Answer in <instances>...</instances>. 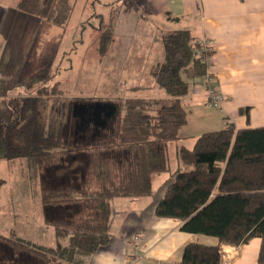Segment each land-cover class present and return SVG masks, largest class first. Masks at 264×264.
<instances>
[{
  "label": "trees",
  "instance_id": "16d2710c",
  "mask_svg": "<svg viewBox=\"0 0 264 264\" xmlns=\"http://www.w3.org/2000/svg\"><path fill=\"white\" fill-rule=\"evenodd\" d=\"M18 8L62 24L73 5L70 0H19ZM110 33V28L102 32V51L108 48ZM163 42L165 57L153 73L168 100H113L118 111L97 132L80 136L73 125L48 126L42 112L43 99L51 97L46 88L8 100L10 116L0 118V159L65 158L67 186L45 193L44 203L69 205L70 218L48 220L56 227L54 246L0 235V242L12 249L0 264H36L31 256L43 264L83 263L111 240L112 200L152 194L153 175L170 170L169 143L188 122L184 101L202 83L210 67L206 59L214 51L188 29L166 33ZM249 109L241 111L248 115ZM177 154L184 167L173 173L156 215L180 219L181 231L233 245L260 237L259 261L264 263V126L236 130L229 124L206 131L192 148L181 146ZM87 156L95 162H76ZM89 174H94L96 188L85 186L92 180ZM180 264H222L221 248L189 243Z\"/></svg>",
  "mask_w": 264,
  "mask_h": 264
},
{
  "label": "crops",
  "instance_id": "0c3cea01",
  "mask_svg": "<svg viewBox=\"0 0 264 264\" xmlns=\"http://www.w3.org/2000/svg\"><path fill=\"white\" fill-rule=\"evenodd\" d=\"M144 2L151 15L161 21L165 32L188 29L196 39L209 41L214 51L210 71L217 77L225 96L222 106L214 107L204 86L193 88L184 101L188 122L180 129L178 138L169 143L168 156L171 150L177 154L181 146L192 148L198 136L206 131L229 124L236 130L264 126V0ZM18 3L19 0H0V118L9 116L10 98L26 94L23 78L30 73L26 57H30L36 45L37 35L33 32L40 28L38 23L42 19L22 11ZM144 58L135 55L124 63L142 65L146 62ZM163 60L161 56L155 63L148 61L145 69L153 72ZM135 96L168 99L163 88L158 93L146 91ZM245 107L250 108L248 115L241 111ZM183 167L177 162L168 173H157V182L154 180L157 174L153 175L150 195L115 197L111 240L81 264H161L163 261L180 264L189 243L219 246L222 264H264L259 261L260 237L233 245L215 236L181 231L180 219L156 215L157 203L173 173ZM56 240L52 238L48 246H54Z\"/></svg>",
  "mask_w": 264,
  "mask_h": 264
},
{
  "label": "rangeland",
  "instance_id": "374dc122",
  "mask_svg": "<svg viewBox=\"0 0 264 264\" xmlns=\"http://www.w3.org/2000/svg\"><path fill=\"white\" fill-rule=\"evenodd\" d=\"M70 3L73 10L64 23L46 18L38 23L40 28L33 32L37 35L36 45L30 57H26L30 73L23 83L26 94L37 93L41 87L50 92L51 97L42 101L48 126L64 129L73 125L75 130L74 103L114 102L146 91H161L163 87L156 75L145 68L148 61L155 63L159 57H165L163 40L167 32L161 21L151 15L144 0H70ZM108 28L111 39L106 51H102V32ZM135 55L145 57L146 62L124 63ZM169 155L174 168L180 159L174 150ZM76 162L95 161L87 156L85 161ZM64 168L67 160L61 156L43 162L37 158L0 161V235L48 247L56 237V227L48 220L70 218L69 205L44 203L45 193L67 186ZM88 176L92 177V183L86 182L85 186L96 188L94 174ZM156 178L158 174L154 176L157 182ZM10 251L9 245L0 242V260L6 261ZM31 258L32 263L43 264V260Z\"/></svg>",
  "mask_w": 264,
  "mask_h": 264
},
{
  "label": "flooded vegetation",
  "instance_id": "af4514ba",
  "mask_svg": "<svg viewBox=\"0 0 264 264\" xmlns=\"http://www.w3.org/2000/svg\"><path fill=\"white\" fill-rule=\"evenodd\" d=\"M87 105L85 107H82V104L79 103H74V109H73V115H75V132L79 133V135H83L84 134H88L91 132H97L99 131V129L101 128H105L106 125L109 123V121L113 118L106 116V114L108 113L109 109H106V112L102 113L101 118L99 119V125L96 124L95 118H93V115L91 113L92 109L89 108V105H91V103L88 102H84ZM87 108V109H86ZM86 109V112H85ZM83 112H85L86 116L83 115L85 117V119H83L84 117L79 116V119L77 118L78 115L84 114ZM107 120V124L104 123V120ZM105 124V127H103V125Z\"/></svg>",
  "mask_w": 264,
  "mask_h": 264
},
{
  "label": "built area",
  "instance_id": "2783aa9c",
  "mask_svg": "<svg viewBox=\"0 0 264 264\" xmlns=\"http://www.w3.org/2000/svg\"><path fill=\"white\" fill-rule=\"evenodd\" d=\"M198 42L201 43L204 48H207L210 46V43L207 40L199 39ZM206 62L209 63L211 66L212 57L209 56L206 59ZM202 84L206 89L210 104L214 107H221L222 102L225 99V97L218 85L217 77L215 76L214 73L210 71V67L204 79L202 80ZM161 264H171V263L167 261H163L161 262Z\"/></svg>",
  "mask_w": 264,
  "mask_h": 264
},
{
  "label": "water",
  "instance_id": "95a60500",
  "mask_svg": "<svg viewBox=\"0 0 264 264\" xmlns=\"http://www.w3.org/2000/svg\"><path fill=\"white\" fill-rule=\"evenodd\" d=\"M86 105H87L86 103H83L82 107H85ZM89 108L92 109L91 113L93 115V118H95L96 124H98V125H99V119L101 118L102 113L106 112V109H109L108 113L106 114V116H108V117H111V116L114 117L118 111V105L114 102H100V101H98V102H95V103L89 105ZM86 109H85V112H86ZM85 112H83L84 114L79 115L80 118L84 117L83 115L86 116L87 112H86V114H85ZM83 119H85V117ZM104 123L107 124L106 119L104 120ZM105 124L103 125V127H105Z\"/></svg>",
  "mask_w": 264,
  "mask_h": 264
}]
</instances>
